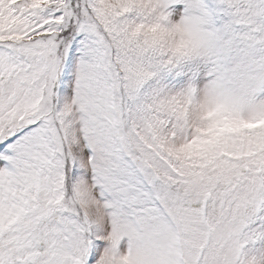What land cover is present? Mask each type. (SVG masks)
Instances as JSON below:
<instances>
[{
	"label": "snow or ice",
	"instance_id": "obj_1",
	"mask_svg": "<svg viewBox=\"0 0 264 264\" xmlns=\"http://www.w3.org/2000/svg\"><path fill=\"white\" fill-rule=\"evenodd\" d=\"M0 264H264V0H0Z\"/></svg>",
	"mask_w": 264,
	"mask_h": 264
}]
</instances>
